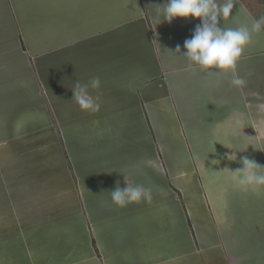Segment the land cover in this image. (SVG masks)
Wrapping results in <instances>:
<instances>
[{"label": "crops", "instance_id": "crops-1", "mask_svg": "<svg viewBox=\"0 0 264 264\" xmlns=\"http://www.w3.org/2000/svg\"><path fill=\"white\" fill-rule=\"evenodd\" d=\"M166 2L0 0V264H264V192L230 171L264 166V31L234 88L175 53L201 21ZM233 3L227 27L264 15ZM93 77L88 113L72 88ZM124 176L152 202L115 205Z\"/></svg>", "mask_w": 264, "mask_h": 264}, {"label": "clouds", "instance_id": "clouds-1", "mask_svg": "<svg viewBox=\"0 0 264 264\" xmlns=\"http://www.w3.org/2000/svg\"><path fill=\"white\" fill-rule=\"evenodd\" d=\"M233 0H167L157 9V14L162 15L163 21L171 23L175 18H197L201 22L196 25L193 35L185 40V52L181 54L180 46L175 53L185 57L190 68H199L205 72L231 73V85L242 89L247 86V80L239 75V64L243 59L245 50L253 44L254 34L264 31V15L254 19L251 25L240 24L232 28L226 26V21L233 17ZM224 21V27L220 26V20ZM218 70V71H216ZM99 77L91 78L87 83L78 80L72 88L74 101L81 111L96 113L101 109L99 98L90 93L91 90L99 91L101 88ZM244 121L237 117L235 124L239 126ZM245 128V127H244ZM238 135L233 132V136ZM243 152V151H240ZM229 161H236L237 157L230 154L226 157ZM242 165L240 169L230 170L235 186L245 192H253L259 195L264 192V166L247 156L239 160ZM212 165H219V160H212ZM223 171H229L227 169ZM222 172V171H216ZM125 177L126 187L121 188L119 181L115 190L110 191L112 202L123 208L132 203L147 202L153 200L151 188L143 185L132 186Z\"/></svg>", "mask_w": 264, "mask_h": 264}]
</instances>
